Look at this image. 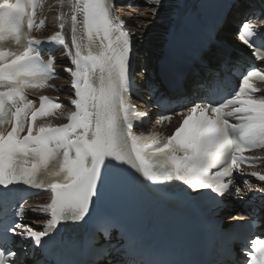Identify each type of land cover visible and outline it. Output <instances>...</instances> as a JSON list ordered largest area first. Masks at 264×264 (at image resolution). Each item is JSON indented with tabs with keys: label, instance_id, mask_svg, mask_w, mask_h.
<instances>
[{
	"label": "snow or ice",
	"instance_id": "6c2138e0",
	"mask_svg": "<svg viewBox=\"0 0 264 264\" xmlns=\"http://www.w3.org/2000/svg\"><path fill=\"white\" fill-rule=\"evenodd\" d=\"M31 2L28 0L29 4ZM156 2L159 4L161 0ZM81 10L82 27L87 33L89 45L93 43L94 35L100 37V40L97 51L90 49L82 55V45L77 42L75 35L72 38L76 48L72 62L77 66V71L71 68L64 70L73 77H82V84L76 86L75 91L78 99L72 101L78 111L72 113L69 124L61 127L41 126L35 135L29 125L28 134L21 139L19 133L23 127L18 118L21 109L17 108L14 114L17 123L12 131L7 136L0 133V185L14 182L31 185L41 176H53L52 179L41 180L40 185L43 187L46 183L52 192L51 203L45 207V212H51L52 219L48 222L50 227L59 221L77 222L88 216L94 200L104 195L109 184V179L102 176V168L108 167L112 161L130 165L153 182L177 179L192 189L208 188L222 195L231 180L225 184L221 178L230 177L233 166L238 160L244 159L235 154L241 149L232 134H238L242 141L251 139L264 142V99L243 98L245 89L255 91L245 78L241 84V93L235 98V102L242 107L222 113L224 105H196L162 146L155 136L135 135L124 99L128 87L130 34L121 31L114 40L110 38L113 26L108 19L104 0H83ZM23 14L25 6L20 0H16V3L0 0V23L19 18ZM50 39L65 45L59 32ZM240 39L249 44L243 36ZM3 54L0 52V56ZM39 55L38 52L30 55L27 48L21 54H13L14 58L8 65L9 75L24 71ZM255 56L256 59L264 60V51L255 52ZM89 65L93 72L99 68L98 80L89 74ZM17 96L23 99L19 87H10L7 92H0V110L3 108V98L14 100ZM39 111L44 114L43 106ZM208 112L215 115L210 116ZM240 112L248 115L238 116L237 119L241 121L239 124H229L224 118ZM35 118L36 112H33V121ZM61 149L63 159L57 166L53 161L57 160ZM29 156L36 161L30 167L25 166L24 162V158ZM218 165L219 169L211 173L210 169ZM258 178L264 180V176ZM110 179L115 185L123 182L124 177L118 171ZM101 227L106 230L105 225ZM16 228L24 229L30 238L40 239L48 234L46 231L35 233L31 227L19 224L11 231L15 232ZM253 250L251 264H264V240H255Z\"/></svg>",
	"mask_w": 264,
	"mask_h": 264
},
{
	"label": "bare ground",
	"instance_id": "6f19581e",
	"mask_svg": "<svg viewBox=\"0 0 264 264\" xmlns=\"http://www.w3.org/2000/svg\"><path fill=\"white\" fill-rule=\"evenodd\" d=\"M188 0H161L158 4L156 0H139L136 1L138 8L132 12L123 7V11L126 10L132 17L129 22L132 24V28L137 33H142L145 39L142 41V45L146 48L148 54L149 51H160L162 44L165 40L166 34L170 27L176 23L178 17L176 14L183 10L182 3H186ZM240 3L234 6L225 22V27L221 33H232L231 21L233 20V14L235 12H241L243 0H238ZM60 2L63 5H60ZM69 0H47V4L43 11V14L47 17L46 24L42 30V35H47L56 26V20L59 16L65 15L69 10ZM177 7V8H176ZM199 4L196 1L195 9H198ZM176 8V9H175ZM175 9V10H174ZM124 14H127L123 12ZM235 20V19H234ZM41 36V35H40ZM147 76V74H145ZM234 216L228 218L229 222H234ZM130 220L133 223H140L136 214L130 216Z\"/></svg>",
	"mask_w": 264,
	"mask_h": 264
},
{
	"label": "rangeland",
	"instance_id": "374dc122",
	"mask_svg": "<svg viewBox=\"0 0 264 264\" xmlns=\"http://www.w3.org/2000/svg\"><path fill=\"white\" fill-rule=\"evenodd\" d=\"M128 15V14H127Z\"/></svg>",
	"mask_w": 264,
	"mask_h": 264
}]
</instances>
